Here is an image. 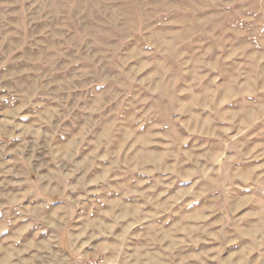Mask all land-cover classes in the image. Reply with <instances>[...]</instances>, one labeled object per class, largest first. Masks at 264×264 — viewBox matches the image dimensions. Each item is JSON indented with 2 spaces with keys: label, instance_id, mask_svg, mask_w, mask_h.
I'll list each match as a JSON object with an SVG mask.
<instances>
[{
  "label": "rangeland",
  "instance_id": "1",
  "mask_svg": "<svg viewBox=\"0 0 264 264\" xmlns=\"http://www.w3.org/2000/svg\"><path fill=\"white\" fill-rule=\"evenodd\" d=\"M264 264V0H0V264Z\"/></svg>",
  "mask_w": 264,
  "mask_h": 264
},
{
  "label": "built area",
  "instance_id": "2",
  "mask_svg": "<svg viewBox=\"0 0 264 264\" xmlns=\"http://www.w3.org/2000/svg\"><path fill=\"white\" fill-rule=\"evenodd\" d=\"M93 264H103V261L102 260H99L98 262H95Z\"/></svg>",
  "mask_w": 264,
  "mask_h": 264
}]
</instances>
